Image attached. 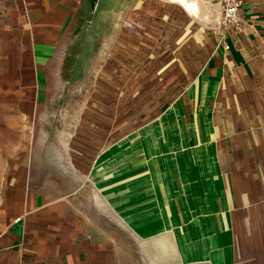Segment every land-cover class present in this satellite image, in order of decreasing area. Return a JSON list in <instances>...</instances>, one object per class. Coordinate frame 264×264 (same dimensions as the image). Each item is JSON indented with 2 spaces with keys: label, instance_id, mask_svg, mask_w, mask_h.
Instances as JSON below:
<instances>
[{
  "label": "crops",
  "instance_id": "0c3cea01",
  "mask_svg": "<svg viewBox=\"0 0 264 264\" xmlns=\"http://www.w3.org/2000/svg\"><path fill=\"white\" fill-rule=\"evenodd\" d=\"M34 1L28 6L26 85L32 97L24 106L48 108L46 127L60 119L59 107L92 108L76 115L87 145L71 147L74 129L67 125L58 133L45 131L52 146L44 149L51 161L90 157L82 166L64 167L65 184L79 189L61 192L55 169L50 177L39 174L43 165L31 156L0 220V264H264V0H243L240 32L224 39L212 33L198 54L191 49L190 77L173 98L161 100L155 116L132 129H124L128 109L118 119L115 111L102 110L106 99L62 100L53 92L61 96L93 73L97 29L108 28L110 38L118 14L138 3ZM167 1L191 19L201 9L214 13L205 24L219 21L217 3L186 0L196 4L194 11ZM136 37L126 33L124 42L143 41ZM150 58L152 71L159 68V57ZM176 59L173 51L160 68L183 75ZM90 112L108 115L90 120Z\"/></svg>",
  "mask_w": 264,
  "mask_h": 264
},
{
  "label": "rangeland",
  "instance_id": "374dc122",
  "mask_svg": "<svg viewBox=\"0 0 264 264\" xmlns=\"http://www.w3.org/2000/svg\"><path fill=\"white\" fill-rule=\"evenodd\" d=\"M130 2L138 4L134 5L131 12L118 14L116 31L110 38L108 28L97 29L100 44L96 56L97 66L93 73L81 84L70 86L61 96L59 94L55 96L58 91L53 92L54 98L59 97L62 100L78 99L91 102L92 99H106V108L102 110L115 111L118 119L124 110L128 109L124 129H132L152 118L160 109L161 100L167 102L173 98L178 92V87L180 88L190 77L187 73L191 69L193 58L188 59L189 51L192 49L196 51H193V55L198 54L217 26L205 24L207 14L213 13L212 11L203 13L200 9L199 18L194 20L178 5L171 4L167 0H130ZM34 3V0H0V220L8 214L11 207L10 200L16 195V191L20 190L18 183L20 178L28 173L31 156L34 157V162L36 159L43 165L39 174L50 177L51 171L55 169L60 182L58 189L61 192L79 189L71 181L68 185L65 184L64 180L68 181V177L64 167L76 165L77 162V165L82 166V162L86 163L90 157L89 155L54 156L55 158L51 156L53 157L51 161L44 154L46 152L44 149L52 146L50 143L52 140L45 138V131L58 133L67 125L74 129V135L68 140L69 145L71 147L87 145L81 138L86 134L76 130V115L77 111L83 108L86 111L92 108L59 107L60 119L54 122L53 127H50V124L46 127L45 115L48 108L24 106L26 99L32 97L30 91L27 92L26 85L30 80L31 72L27 51L30 44L28 33L31 22L28 6H34ZM105 13L107 15V12ZM106 15L102 17L107 18ZM126 33L135 35L137 40L143 41L125 43ZM171 36L174 37V42L167 41ZM112 38H116L117 41L109 43V39ZM154 39L156 41H153ZM130 50L133 51L131 62L125 59L126 54H129L127 51ZM173 51L179 59L176 60L181 63L182 71L184 70L183 75L167 74L169 71L167 68H160L164 56H172ZM152 55L155 58L159 57L161 62L159 68L153 70L155 72L151 69ZM163 65L170 66V64ZM124 66H132L134 72L141 70L142 67L145 72L149 67L150 72L142 75L124 74ZM174 78L175 82L180 81L175 83ZM126 97L131 100L127 102L125 108L121 105L126 102L121 100ZM157 103L158 106H154ZM105 112L94 114L90 112V120L93 117L99 121L100 118L108 115Z\"/></svg>",
  "mask_w": 264,
  "mask_h": 264
},
{
  "label": "built area",
  "instance_id": "2783aa9c",
  "mask_svg": "<svg viewBox=\"0 0 264 264\" xmlns=\"http://www.w3.org/2000/svg\"><path fill=\"white\" fill-rule=\"evenodd\" d=\"M208 2L217 3L220 7V18L214 29L216 35L224 39L230 31L238 33L242 30L243 19L240 13L243 0H208Z\"/></svg>",
  "mask_w": 264,
  "mask_h": 264
},
{
  "label": "bare ground",
  "instance_id": "6f19581e",
  "mask_svg": "<svg viewBox=\"0 0 264 264\" xmlns=\"http://www.w3.org/2000/svg\"><path fill=\"white\" fill-rule=\"evenodd\" d=\"M177 1L183 2L186 6H188L190 9H192L194 11H195V8L197 7L196 4H194V3H187L186 4V0H177Z\"/></svg>",
  "mask_w": 264,
  "mask_h": 264
}]
</instances>
